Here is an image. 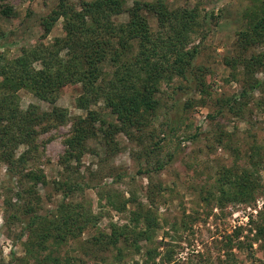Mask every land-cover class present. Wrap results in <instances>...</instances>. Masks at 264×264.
Here are the masks:
<instances>
[{"label":"trees","instance_id":"trees-1","mask_svg":"<svg viewBox=\"0 0 264 264\" xmlns=\"http://www.w3.org/2000/svg\"><path fill=\"white\" fill-rule=\"evenodd\" d=\"M2 14L11 17L15 12L12 7H6ZM121 15H127L128 19L118 20ZM148 15L156 17L157 30L152 27ZM60 20L63 35L55 37L52 43L41 41L33 47L23 45L15 57L9 56L7 49L0 50V154L8 163L12 178L30 183L27 187L21 184L6 198L7 210L11 211L5 217L8 225L20 221L23 229L37 234L39 242L36 244L41 247H46L52 237L55 244L76 239L86 229L97 225L99 215L92 207L71 199L91 185L84 177L73 179L71 175L76 174L83 155L90 149L89 142L99 131L107 145L117 146V134L131 135L134 130L148 128L163 108L159 96L162 84H171L176 77L187 81L185 87L196 85L200 94L209 93L210 84L205 75L211 68L198 65L196 58L215 15L203 7L202 0L194 4L189 0L176 7L167 0H134L131 6L128 0H57L53 9L41 19V38H46ZM197 38L201 39L200 44L190 46ZM232 45V52L225 56L223 63L232 71V78L227 81L238 80L242 90L219 101V110L208 115L212 119L227 109L240 115L248 107L251 96L264 89V78L257 75L264 72V0H252V5L244 12V25ZM4 46L8 44L0 42V49ZM74 84L82 85L77 105L87 111V116L73 118L72 133L65 140L67 148L60 164L71 174L55 182L63 197L56 208L42 214L39 211L42 199L37 188L49 181L43 170L28 168L27 163L35 159L34 153L39 151L40 135L70 119L68 110L56 103L64 88ZM23 89L51 103L53 108L42 110L37 104L23 108L19 95ZM101 101L117 116L116 122H108L101 112L91 109ZM193 104V100H187L185 108ZM176 124L171 126L172 132L177 131ZM163 140L147 149L148 157L157 154ZM22 145L27 148L17 156L16 149ZM246 157L251 168L221 166L218 169L219 204L255 200L262 188L260 164L264 147L254 142ZM162 167L161 164L157 169ZM139 171L148 173L149 169L141 167ZM125 175L118 173L115 181ZM107 195L110 203L116 204L112 200L114 196ZM12 197H16V201L13 202ZM128 201L132 200H125L116 208L125 209ZM150 201L154 204V200ZM251 223L253 235H244V227L239 226L220 241L219 249L227 253L228 261L234 259L235 248L248 249L254 255V242L260 240L264 248V210ZM160 225L158 214L141 204L132 212L129 223L112 224L110 232H102L95 239L106 249L119 247L120 243L139 247L142 241L154 240ZM187 228L185 220L175 221L171 226L178 235ZM165 245L162 263L180 264L174 255L176 245L172 241ZM152 252L148 250L149 255ZM50 259L56 264H65L59 257Z\"/></svg>","mask_w":264,"mask_h":264},{"label":"rangeland","instance_id":"rangeland-1","mask_svg":"<svg viewBox=\"0 0 264 264\" xmlns=\"http://www.w3.org/2000/svg\"><path fill=\"white\" fill-rule=\"evenodd\" d=\"M167 1L176 7L189 0ZM196 1L190 0L193 4ZM133 2L128 0V5ZM56 3L57 0H0V42L8 44L0 50L7 49L9 56L15 57L23 45L33 47L41 41L49 44L55 37L63 35L60 20L46 38H41V19ZM202 3L215 15L196 58L198 65L211 68L205 75L210 84L209 93L200 94L196 85L185 87L187 81L179 77L171 84L163 83L159 94L163 108L149 127L134 130L131 135L117 134V146L114 143L107 145L99 131L89 142L90 149L83 155L76 174L71 175L73 179L84 177L91 185L71 199L92 207L99 215L97 225L86 229L78 238L60 244H55L52 237L46 247L36 244L38 235L23 229L22 222L14 221L8 225L5 216L11 210H7L6 198L20 186L27 187L30 183L12 178L8 173L9 165L0 154V264H56L50 259L52 257H59L65 264H164L165 244L171 241L176 245L174 255L180 264H264L261 240L254 242V255L248 249L235 248L234 259L229 261L227 253L219 249L222 238L236 227L243 226L244 235H253L250 233V228L254 227L251 222L256 221L259 212L264 210V158L260 164L262 188L256 193L255 200L224 205L217 202L218 169L221 166L251 168L246 157L250 145L257 142L264 147V89L251 96L248 107L240 115L227 109L215 119L208 117L219 110V101L242 90L238 80L227 81L232 78V71L223 62L232 52L236 34L244 25V12L252 5V0H202ZM6 7H12L15 15L5 17L2 10ZM148 17L157 30L156 17ZM117 19L124 21L128 17L121 15ZM200 41L197 38L190 46L200 44ZM257 75L264 78L263 71ZM82 92L81 84L64 88L56 105L66 108L70 119L40 135L39 151L34 153L35 159L27 163L28 168L43 170L49 181L37 188L42 199L39 209L42 214L56 208L63 197L55 182L71 174L65 171L60 159L66 152L65 140L72 133L73 118L87 116V111L77 105ZM19 95L23 108L30 104H37L42 110L53 108L51 103L27 90H20ZM187 100H193L194 104L186 109ZM91 109L101 112L108 122L117 121V116L103 101L92 105ZM176 122L178 129L172 132L171 126ZM96 126L100 124L97 122ZM162 138L157 154L148 157L147 149L153 148ZM26 148L22 145L15 153L19 156ZM161 164L163 167L157 169ZM141 167L149 172L141 173ZM118 173L126 175L115 181ZM108 193L114 196L112 200L116 204L110 203ZM12 198L16 201V197ZM128 199L132 201L126 202L125 209L116 208ZM150 200H154V204ZM141 204L151 207L159 216L161 225L152 242L142 241L139 247L120 243L119 247L107 249L100 245L103 243H96L95 236L110 232L112 224L129 223L132 212ZM183 220L188 222V228L180 233L183 235L180 239L181 235L171 226L175 221L181 223ZM151 249L153 252L149 255Z\"/></svg>","mask_w":264,"mask_h":264}]
</instances>
